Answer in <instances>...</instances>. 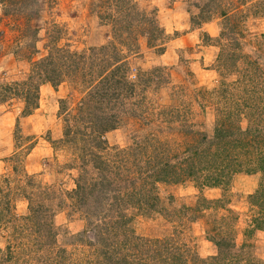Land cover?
Instances as JSON below:
<instances>
[{
    "label": "rangeland",
    "instance_id": "374dc122",
    "mask_svg": "<svg viewBox=\"0 0 264 264\" xmlns=\"http://www.w3.org/2000/svg\"><path fill=\"white\" fill-rule=\"evenodd\" d=\"M10 1H4L9 9L5 13L0 4V85L8 83L20 89L18 82L26 79L30 60L49 52L57 57L68 49L77 55H90V62V47L96 49L113 42L121 48L119 39L125 33L116 32L113 39L111 21L100 16L105 7H92V0ZM135 1L147 13L153 12L155 22L171 38L160 54L146 47L139 34L131 38L137 46L134 50L129 53L122 47L129 80L140 83L149 69L164 68L148 72L151 82L136 90V96L124 100L116 126L101 135L102 148L95 144L88 122L75 118L79 116L78 101L101 74L96 69L88 82L87 74L81 76L79 70L72 71L70 66L64 68L57 62L60 83L55 88L48 83L38 85L37 107L28 115H20L21 94H7L0 101L3 264H50L57 258L54 251L61 247L65 249L63 264H103L104 259L94 251L98 249L96 234L100 230L91 223L102 225L103 234H109L110 223L118 213L128 219L125 233L150 239L169 237L199 258L216 253V246L207 237L219 232L222 237L231 234L236 246L244 243L240 249L244 260L251 257L264 261V174L233 171L220 185L200 187L193 181L196 175L190 173L176 183L155 182L149 190L151 178L144 173L159 142L167 141L170 147H178L176 142L182 144L185 137L178 133L181 123L210 136L214 108L230 107L209 93L224 84L235 92L237 70L241 71L246 63L220 67L215 60L218 44L202 36L205 32L216 38L219 30L226 31L224 18L214 15L207 25L191 27L189 15L196 12L193 2L197 0ZM258 1L220 0V4L233 18L230 23H241L243 58L255 60L264 72V0ZM33 30H37L35 35ZM137 73L142 76L135 77ZM58 99L63 100L60 110ZM169 109L179 115L175 112L168 121L164 114L157 115L159 110ZM65 126L70 129V140L62 136ZM147 136L150 144L142 146ZM82 146L89 151L86 157L81 156ZM261 147L264 150V145ZM95 157L104 158L105 164L97 165ZM93 181L106 187L101 190L97 183L100 192L95 189L87 196L88 201L75 203L71 193L75 183ZM257 187L262 194L252 197ZM145 189L158 197L154 209H139L134 203V194ZM31 207H42L44 211L35 216L29 211ZM103 218L106 223L101 222ZM37 222L51 225L54 236L45 227H38ZM256 224L262 225L261 229ZM76 234L78 237L73 236ZM86 238L93 240V246L87 245Z\"/></svg>",
    "mask_w": 264,
    "mask_h": 264
},
{
    "label": "trees",
    "instance_id": "16d2710c",
    "mask_svg": "<svg viewBox=\"0 0 264 264\" xmlns=\"http://www.w3.org/2000/svg\"><path fill=\"white\" fill-rule=\"evenodd\" d=\"M4 1L0 0V4L5 13L9 9L6 10ZM9 2L11 1L9 0ZM91 5L92 7H105V11H102L104 14L100 16L111 21L113 39L116 32H119L120 35L121 32L125 33L124 37L119 39L122 43L121 48L119 49L113 42H108L96 49L90 47L89 49L92 50L91 53L93 54L90 62L88 61L90 55H77L75 51L71 52L68 49L65 50V54L59 53L57 57H53L49 52V54L38 59L30 60V69L26 79L18 82L21 86L20 89L17 86L12 87L8 83L0 85V101L8 96L7 94L9 97L11 94H21L23 106L20 115H28L37 107L38 85L48 83L55 88L60 83V71L57 62L64 68L70 66L72 71L79 70L81 76L87 74L88 82L96 69L97 73L101 74L95 83L89 85L85 92L83 91L84 95L77 104L79 116L76 115L75 118L88 122L91 133L95 137V144L102 148L101 144L104 143V139L101 138V135L116 126L120 119V109L124 110V100L136 96V94L134 95L136 90L140 91L141 88L151 82L152 77L148 72H155L164 68L159 66L149 69L148 74L146 73L140 79V83L131 81L128 79V64L122 47H125L124 50L129 53L134 50L137 46L131 38L139 34L144 37L146 47L154 48L160 54L165 48V42L171 37L155 22L153 12L147 13L137 5L135 0H92ZM193 6L196 12L189 15L191 27H199L202 23L210 21L214 15L224 18L226 31L219 30L216 38L205 32L204 35L202 34L205 39L218 44L219 50L215 59L217 64L219 63V66L223 68L226 63L228 67L230 65L237 66L239 61H244L246 64L244 63L245 67L241 71H239L240 69L237 70L239 75L233 81L235 92L230 91L226 87L227 84H224L209 93L217 100L223 99L230 106L226 109L214 108V121L210 136L181 123L180 128L182 129L178 133L185 137L182 144L176 142L175 146L178 147H170L167 141L158 143V148L156 147L154 150L155 155L150 159V164L146 166L144 171L145 176L151 178L149 190L151 187L153 189L155 182L176 183L181 181L184 176H190V173L196 175L193 177V181L198 182L200 187L220 185L226 182L225 175L229 176L233 171H244L245 173L259 171L262 175L264 174V150L263 147L259 148L260 144L264 145V72L255 60L243 58L246 55L240 51L241 42L239 39L243 37L241 23L229 22L233 18H230L229 11L221 6L220 0H197L193 2ZM36 32L37 30H33L32 34L35 35ZM222 38L224 42L220 43ZM82 62L87 63V66L84 67ZM98 68L100 69L97 70ZM83 70L86 72L84 73ZM143 72L146 71L143 70ZM138 75L139 73L135 77ZM157 75L160 76L158 73ZM141 76L142 73L138 78ZM27 84H30V87H27ZM57 102L60 110L63 100L58 99ZM175 112L174 109L159 110L157 115L162 113L165 115L163 118L173 119ZM177 115L179 113L176 112ZM241 122L244 125H241ZM69 130L67 126L62 130V136L68 138L67 140L72 139ZM150 141L151 139L147 136L142 146L150 144ZM181 145L182 148H180ZM82 148V152L86 155L82 153L81 156L86 157L89 151L85 146ZM179 154L182 157H179ZM103 160L104 158L100 157L94 158L95 163L99 166L105 164ZM97 183L98 185L101 184V188L99 187L101 190L106 187L102 182L96 181L84 184L75 183L71 192L75 195V203L88 201V195L99 191ZM258 186L260 187V185ZM149 190H140L134 194L133 199H135L134 203L137 208H144L143 210L155 208L158 197L151 194ZM261 194L262 189L257 187L252 197L254 195L259 197ZM202 202L203 199H201ZM214 202L220 201L215 199ZM29 211L38 216L44 210L42 207H31ZM118 214L110 223L112 228L109 234H103L102 225L91 223L92 226L96 225L100 230L96 234L98 236L97 242H99L97 250L99 251L94 250V248L93 250L101 259H104L103 264H147V261L148 264H264V261L251 257L244 260L240 252V249L245 246L244 243L236 246L234 237L229 233L225 234L224 237L219 232L215 235L214 233L208 235L207 238L216 246L217 251L214 254L199 258L194 253H190L191 251L187 246H181L180 243L173 242L169 237L150 239L134 235L131 232L125 233L128 219L122 213ZM101 222L106 223V220L103 218ZM37 225L38 227L41 225V228L45 227L48 234L51 237L54 236L51 225L44 222H37ZM256 227L260 228L262 225L256 224ZM82 232L85 236V232ZM73 236L78 237V235ZM86 239L84 241L87 245L93 246V240ZM9 246V242L6 243V251H8ZM64 251L65 249L62 247L54 251L57 258L53 260L47 256V259L52 260L50 264H63ZM101 262L99 261V263ZM0 264L3 263L0 262Z\"/></svg>",
    "mask_w": 264,
    "mask_h": 264
},
{
    "label": "crops",
    "instance_id": "0c3cea01",
    "mask_svg": "<svg viewBox=\"0 0 264 264\" xmlns=\"http://www.w3.org/2000/svg\"><path fill=\"white\" fill-rule=\"evenodd\" d=\"M209 22L203 23V25H207Z\"/></svg>",
    "mask_w": 264,
    "mask_h": 264
}]
</instances>
